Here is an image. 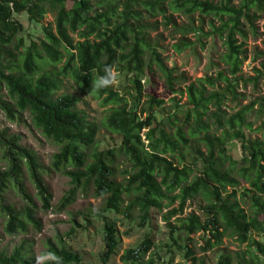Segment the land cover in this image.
Instances as JSON below:
<instances>
[{
    "label": "trees",
    "instance_id": "obj_1",
    "mask_svg": "<svg viewBox=\"0 0 264 264\" xmlns=\"http://www.w3.org/2000/svg\"><path fill=\"white\" fill-rule=\"evenodd\" d=\"M263 11L264 0H0V109L10 120L28 112L43 137L60 146L47 166L20 136L0 130L4 233L41 232L38 213L52 208L43 175L55 171L72 185L59 211L77 192L93 189L94 198L102 200L101 212L111 210L140 227L161 213L172 241L169 252L176 249L184 259L166 262L158 252L147 257L156 246L150 232L123 252V264H209L204 256L225 238L246 243L247 249L223 254L216 264H264V243L253 236L264 234V94L233 113L227 110V102L239 103L244 96L237 92L239 83L257 86L264 78L261 69L257 76L242 75L247 41ZM22 13L32 20L51 13L54 27L43 25V38L27 44L18 37L22 25L16 16ZM161 26L180 35L172 45L177 53L193 46L189 34L218 36L225 47L224 68L186 84L185 74L166 64L160 38L152 36ZM105 66L126 76L127 87L92 89L93 70L103 74ZM156 73L173 95L168 109L162 96L144 94L141 81ZM4 87L11 101L3 97ZM82 96L103 108L99 122L79 108ZM101 129L119 137V144L98 149ZM232 142L239 145L238 159L229 153ZM25 173L39 203L26 189ZM11 191L21 197V206L8 199ZM195 200L199 212L182 217L184 206ZM90 212L78 216L88 221ZM29 241L23 238L11 252H0V264H35ZM103 241L100 258L108 263L121 241L114 223L104 224ZM47 251L62 264H83L62 238Z\"/></svg>",
    "mask_w": 264,
    "mask_h": 264
},
{
    "label": "rangeland",
    "instance_id": "obj_2",
    "mask_svg": "<svg viewBox=\"0 0 264 264\" xmlns=\"http://www.w3.org/2000/svg\"><path fill=\"white\" fill-rule=\"evenodd\" d=\"M237 2L238 0H234ZM17 20L22 25V31L19 32L18 37L23 38L28 44L31 40L38 41L43 38V25L47 26L52 24L54 27V16L49 13L41 17L39 20H32L27 14L22 13L16 16ZM206 18L204 25V32L210 31L209 20ZM184 18L179 19L183 21ZM256 31L251 34L247 41V48L249 51V57L243 64L242 75L244 78L257 76V69H261L264 72L262 62H264V11L258 19L255 21ZM54 31V29H53ZM152 36H158L161 41V45L164 48L163 57L169 67H175L179 72L184 73L187 78L186 84L195 82L198 78L215 75V73L224 68V63L221 62V55L225 51L222 39L216 35L206 34L200 36V33L189 34L187 37L194 42L193 46L186 49L182 53H177L173 50L172 45L180 39V35H174L171 30L165 29L163 26L159 28V31L152 33ZM200 38V39H199ZM13 47V46H12ZM128 78L124 75H118L117 83L115 87L124 89L128 85ZM144 94L150 93L151 95L162 96L166 103L165 107L168 109L172 106L171 97L166 92L163 85L161 76L156 73L150 76L148 80L143 79L141 81ZM70 92L76 93V91L67 85ZM237 92L242 93L244 96L240 98L239 103L227 102V110L233 113L239 107L248 104L254 100L257 96L264 94V78H262L257 86L252 83L242 84L239 83ZM3 97L11 101L7 95L5 87L2 90ZM175 96V95H174ZM179 99L180 95H176ZM83 101L79 103V108L85 110L89 117L96 122H99L103 116L104 110L98 105L95 99L90 96H82ZM146 97H144V100ZM186 100V97L181 99V103ZM251 119H254L253 117ZM0 130H7L10 134H16L21 137V144L25 147L33 150L40 162L49 166L52 161V156L57 153L60 146L47 140L40 131L32 123V119L28 112L19 114L16 120H10L5 113L0 109ZM253 136V135H252ZM97 148L100 150L109 149L119 144L120 138L114 134L106 132L101 129L97 136ZM229 153L234 159L240 157L239 145L236 143H230ZM120 173V170H118ZM25 186L28 193L33 197L35 202L39 203L36 196L37 191L35 186L27 180L26 173ZM121 180V176L119 175ZM43 180L47 185L52 199L50 201L52 208L48 212L40 211L38 218L42 222V230L39 233L31 231L26 236H8L3 231L2 219H0V252L7 251L8 253L12 249L19 245L23 238L29 239L32 244L30 250L35 257L46 251L50 243H58L60 239L69 247L72 251L78 253L82 257L83 264H123L120 260V256L126 249L134 248L140 245L146 238L148 233H153L154 246L147 257L152 252H158L159 258L165 259L166 262L183 263V254L173 249L170 250L172 241L169 240L168 228L163 221L161 213H153L152 220L145 226L140 227L137 220L128 219L122 217L111 210L101 212L103 203L101 199L94 198L93 189H89L87 193L84 191L77 192L74 202L66 207L65 210L59 211L57 209L61 199L72 188L70 178L62 173L51 171L43 175ZM8 199L15 203L17 206H21L22 200L16 191H11L7 195ZM201 203L191 201L184 206L183 216H186L189 212L196 210L199 212V206ZM178 203L174 204L170 208H165L163 213L173 207H177ZM90 210L87 221L83 216H78L81 211ZM98 213V214H97ZM176 218H172L171 222H174ZM114 223L119 230L120 244L117 253L110 258L108 263H103L100 258V254L104 249L103 241V227L105 223ZM255 239L264 243V234H253ZM247 249V244H239L231 238H225L223 245L213 251L208 252L204 257L209 264H216L218 258L223 254L235 255L237 252H242ZM199 256H202L200 254ZM203 257V256H202Z\"/></svg>",
    "mask_w": 264,
    "mask_h": 264
},
{
    "label": "clouds",
    "instance_id": "obj_3",
    "mask_svg": "<svg viewBox=\"0 0 264 264\" xmlns=\"http://www.w3.org/2000/svg\"><path fill=\"white\" fill-rule=\"evenodd\" d=\"M103 74H99L93 70V78L91 81L92 89L100 90L114 86L117 83L118 73L112 66H105L102 69ZM62 264L61 258L51 251L43 252L35 256V264Z\"/></svg>",
    "mask_w": 264,
    "mask_h": 264
}]
</instances>
